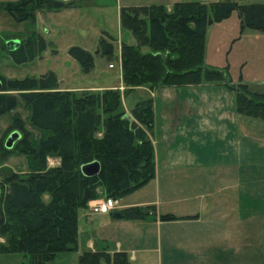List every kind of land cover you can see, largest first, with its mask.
<instances>
[{"label": "trees", "instance_id": "obj_1", "mask_svg": "<svg viewBox=\"0 0 264 264\" xmlns=\"http://www.w3.org/2000/svg\"><path fill=\"white\" fill-rule=\"evenodd\" d=\"M66 6L55 0H19L0 2V11L16 23L34 25L37 10ZM233 12H238L242 28L264 32L263 4L187 1L174 3L170 10L157 4L121 8L120 27L134 38L133 44H120L123 84L150 89L222 84L235 93L239 115L264 122V94L250 91L245 84L232 85L226 69L214 70L204 64L208 28ZM142 48L148 51L143 53ZM44 50V40L32 33L8 55L20 65ZM68 54L83 73H88L95 56L111 60L115 49L112 38H101L93 54L77 46L70 47ZM59 89L53 73L23 80L0 76V116L21 102L28 110L29 125L43 135L33 143L21 118H12L8 129L17 131L20 139L6 150L17 148L35 171L7 177L4 199L0 186L4 208L0 235L9 237L0 254H21L26 264H47L56 255L75 251L78 211L97 199L99 191L106 199L122 198L155 174L154 148L148 135L154 126L152 100L139 101L128 116L117 90L78 94ZM50 154L59 159L58 167L47 168ZM94 161L100 164V171L87 178L80 168ZM149 209L130 208L118 213L123 218L142 219ZM161 219L175 217L163 215ZM101 263L130 264L124 253L85 251L78 257V264Z\"/></svg>", "mask_w": 264, "mask_h": 264}, {"label": "crops", "instance_id": "obj_2", "mask_svg": "<svg viewBox=\"0 0 264 264\" xmlns=\"http://www.w3.org/2000/svg\"><path fill=\"white\" fill-rule=\"evenodd\" d=\"M79 1L73 0L70 5ZM261 34L264 33L256 30L253 36L255 39L264 38ZM241 39L242 32L235 25L226 37L230 49ZM120 40L118 53L122 42L134 43V38L128 34L124 39L121 35ZM116 41L118 43V39ZM247 64L244 60L237 76L231 74L230 65L222 68L226 69L232 85L240 83L247 85L248 89L249 86L258 88L256 86L264 84V79L244 76ZM118 78V84L106 78L100 84L85 88L64 87V82H59V90L115 89L121 85L120 75ZM210 85L215 84L139 87L126 95L136 94L128 107L124 105L127 113L137 102L152 100L154 126L148 135L154 148L155 174L149 183H152L154 192L152 198L138 200H129L131 194L125 195L118 201L114 212L148 207L152 211L142 219H129L113 218V212L109 216L89 214L87 208L84 209L77 218L78 255L85 251L124 253L130 264H147L146 257L156 254L158 264H222L223 254L228 253L234 255L235 260L230 259L226 264H240L236 257L245 253L247 248L241 241L252 239L255 229L252 225L257 224L258 218L222 216V169L231 165L226 163L230 153L238 159L243 144L264 142L249 130L257 126L258 120L236 112L235 93L222 84H216L222 87L210 90ZM218 142V151H202L204 146H215ZM246 146L252 150V144ZM229 147H232L231 152H228ZM248 155H251L250 151ZM57 162L60 163L59 159ZM180 186L183 191L193 194L180 198L172 194ZM183 202L199 208V212L178 214L177 217H183L181 220L160 219V215H174L162 213L163 208L173 209Z\"/></svg>", "mask_w": 264, "mask_h": 264}, {"label": "rangeland", "instance_id": "obj_3", "mask_svg": "<svg viewBox=\"0 0 264 264\" xmlns=\"http://www.w3.org/2000/svg\"><path fill=\"white\" fill-rule=\"evenodd\" d=\"M17 2L19 0H0V2ZM194 1L202 4L222 2L224 0H80L70 5L73 0L62 2L68 6L60 9H43L35 12V23L31 25L29 22L16 23L5 12L0 11V76L7 80H23L25 78H39L48 73L56 75L59 82H64L63 86L81 87L95 86L100 84L106 78L111 79L113 84L120 83L117 88L112 89H84L74 90L70 92L82 91L101 92L105 90L119 91L121 104L124 112L129 116L131 110L127 113L124 109L129 106L130 100H134L136 94L126 97V95L136 88H127L122 81V66L120 60V51L118 53L119 42L121 35H131L129 31L120 27V10L126 6H149L153 4L163 5L166 8L172 6L176 2ZM238 4H264V0H231ZM70 5V6H69ZM170 10V9H167ZM227 21V22H225ZM237 26L239 32H242V39L230 49V43L226 41L229 31H233V27ZM224 27V29L222 28ZM250 28H242L238 12H233L230 17L219 23L211 25L205 36V51L204 64L206 67L214 70H222V66L230 65L232 75L237 76L240 72V66L245 61L248 62L243 70L244 76L247 78H255L256 80L264 79V38L255 39L254 32ZM36 35L44 40L45 50L40 56L34 60L15 64L6 50V43L10 40H25L28 36ZM264 33V32H261ZM264 35V34H261ZM131 37V36H130ZM101 38H112L114 44L115 57L109 60L105 56H95L94 65L88 73H83L79 64L72 59L68 54V49L73 46L80 47L90 53H94L97 49ZM118 39V43L117 40ZM147 48H142L141 52H147ZM109 64V66H108ZM236 74V75H235ZM207 85V84H206ZM216 85V84H215ZM210 85V90L222 87ZM60 86V85H59ZM249 86L252 91L264 92V84ZM138 103V102H137ZM135 106V105H134ZM133 106V107H134ZM132 107V108H133ZM18 115L24 124V129L29 133V138L33 143H37L43 135L34 130L28 122V110L22 103L13 111L0 116V186L2 199L8 190L5 185L6 178L12 173H17L20 176H26L30 172H34V166L28 162L27 158L20 155L17 148L12 151H7L4 148V143L7 137L13 132L8 129L11 125L12 118ZM251 119V118H250ZM255 120V119H254ZM256 121V127L249 129L253 136L258 135L264 142V122ZM250 135V136H252ZM22 136V134H21ZM99 137V133L96 135ZM252 144V150L246 145ZM243 144L241 152L238 154V159H234L235 155L230 153V158L226 161L227 165L222 169V216L228 217H255L258 218L257 224H253L254 230L252 239L241 241L245 248L241 252L238 259L242 264H264V144L253 143ZM245 145V146H244ZM221 146V145H220ZM202 149L206 152H216L219 150V142L214 146L208 145ZM232 147H229L228 152H231ZM251 155H248V152ZM57 158L50 154L47 159V168L58 167L60 163ZM233 164V165H232ZM150 182V181H149ZM147 183L144 186L127 194L131 196L129 200L152 198L153 188L152 183ZM177 192L172 194L182 197L191 195L182 190L180 186ZM99 197L87 204V213L103 215L100 212L92 213L90 206L102 202L106 196L99 191ZM197 194V193H196ZM213 198V197H212ZM48 197L45 195L44 200ZM111 199V198H110ZM115 202V208L118 207L120 198H112ZM189 203H181L173 209H162V213L170 212L174 216V220H181L183 217L179 214H194L199 212V208L189 206ZM85 208V209H86ZM3 203H0V214L3 213ZM84 209H80V214ZM169 210V211H168ZM152 211V209H149ZM109 216V213H104ZM149 214V212H148ZM176 215V216H175ZM163 215H160V219ZM168 221V220H167ZM173 221V220H169ZM234 225V224H233ZM9 237L0 235V248L8 245ZM78 239V229H77ZM224 243V242H223ZM247 244V246H246ZM225 246L222 245V248ZM248 248H252L248 250ZM251 252V253H247ZM78 246L73 252L56 255V257L47 264H78ZM147 264H158L156 254L146 257ZM230 259L235 260L234 255L222 256V264H226ZM226 262V263H225ZM0 264H26L25 258L21 254H0ZM105 264V263H101Z\"/></svg>", "mask_w": 264, "mask_h": 264}, {"label": "water", "instance_id": "obj_4", "mask_svg": "<svg viewBox=\"0 0 264 264\" xmlns=\"http://www.w3.org/2000/svg\"><path fill=\"white\" fill-rule=\"evenodd\" d=\"M19 45H20V43L18 40H10L6 43L5 47H6L7 52L11 53V52L15 51L19 47ZM19 139H20V134L17 131L12 132L7 137V139L4 143L5 149H7V150L12 149L14 144L17 141H19ZM80 171L87 178L94 177V176L98 175V173L100 171V164L97 161L88 163L86 165L81 166ZM111 216L113 218H121V214L118 212L112 213Z\"/></svg>", "mask_w": 264, "mask_h": 264}, {"label": "built area", "instance_id": "obj_5", "mask_svg": "<svg viewBox=\"0 0 264 264\" xmlns=\"http://www.w3.org/2000/svg\"><path fill=\"white\" fill-rule=\"evenodd\" d=\"M58 2H67L68 0H55ZM97 204L91 205L90 206V211L92 213H97L100 212L102 214L104 213H111L116 210L115 208V202L111 199H105L104 201L96 202Z\"/></svg>", "mask_w": 264, "mask_h": 264}]
</instances>
